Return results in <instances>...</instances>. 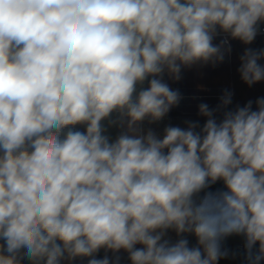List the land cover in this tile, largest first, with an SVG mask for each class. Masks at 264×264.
<instances>
[{"label":"clouds","instance_id":"clouds-1","mask_svg":"<svg viewBox=\"0 0 264 264\" xmlns=\"http://www.w3.org/2000/svg\"><path fill=\"white\" fill-rule=\"evenodd\" d=\"M261 23L264 0H0V264H119L101 249L131 264H218L232 235L261 264L264 97L219 122L201 103L202 128L139 127L182 98L165 72L222 62L231 48L214 37L251 44ZM262 58L240 57L249 86L264 80ZM231 102L226 89L218 108ZM114 112L125 130L110 141L102 122ZM217 181L226 191L194 199ZM168 229L198 246L170 243Z\"/></svg>","mask_w":264,"mask_h":264},{"label":"crops","instance_id":"crops-1","mask_svg":"<svg viewBox=\"0 0 264 264\" xmlns=\"http://www.w3.org/2000/svg\"><path fill=\"white\" fill-rule=\"evenodd\" d=\"M223 34V32H220L219 35L214 37L213 43L219 44L221 40H224ZM229 45L231 51H225L224 60L215 65L212 63L205 64L198 62L191 66H182L181 78L179 80L171 78L169 74L165 72L163 76L164 82H166L170 88L174 90L178 89L182 98L179 104L172 107L162 120L155 123H149L148 120H145L139 127L142 128L145 133L151 129L158 136L162 137L165 127L178 126L187 128L186 122L189 121L198 122L200 128H202L207 118L199 113V105L201 103H206L210 109H218L214 112V117L218 122L223 119V113L225 111L235 110V97L238 85H240L241 88L242 86H246V83L241 79L238 71L241 64L240 57L247 48L258 50L257 48L261 46L264 47V35H257L254 41L247 45L229 36V42L228 45H225V48ZM149 79H151V77H149ZM141 87H148L147 80L142 86H137V91H139ZM226 89L232 92V102L227 108H218L221 103V96ZM252 110L255 111L257 109ZM121 119L119 114L114 112L109 119L102 122L106 129L104 134L109 136L110 141H114L116 137L125 130V126L120 123ZM110 121H116L117 123L112 124ZM200 128H197V131H199ZM217 191H226L223 181L210 184L209 187L201 192L215 193ZM173 235L176 242L177 233L174 230ZM164 239H167V234ZM136 247H141V245H137ZM105 255L110 259H115L116 256H119V264H131L128 253L122 249L118 253H113L111 250L106 252L104 249H101L96 253V258H103ZM88 259H90V257H77L71 262L64 259L61 261V264H88ZM28 262L23 259L21 264H28ZM262 264H264V261H262Z\"/></svg>","mask_w":264,"mask_h":264},{"label":"rangeland","instance_id":"rangeland-1","mask_svg":"<svg viewBox=\"0 0 264 264\" xmlns=\"http://www.w3.org/2000/svg\"><path fill=\"white\" fill-rule=\"evenodd\" d=\"M258 50H264V47L257 48ZM262 66H264V58L258 61ZM264 97V80L257 82L251 86L246 84V86L238 85L237 94L235 97V106L243 107L245 104H247L248 101H252V109H257L256 100L258 98ZM76 130V129H74ZM167 239L171 243H175V238L173 235V230H166ZM225 242L229 243L232 247L236 248L237 250L244 249V237L241 235H232L228 237ZM0 243H3V241H0ZM26 262L28 260L25 258ZM27 264V263H26ZM30 264V262H28ZM220 264H235V257L233 254H227V256L224 257V260Z\"/></svg>","mask_w":264,"mask_h":264},{"label":"trees","instance_id":"trees-1","mask_svg":"<svg viewBox=\"0 0 264 264\" xmlns=\"http://www.w3.org/2000/svg\"><path fill=\"white\" fill-rule=\"evenodd\" d=\"M74 129L81 131V132H85L86 131V125H75L73 126ZM167 150L165 149V152ZM206 192H200L197 195L200 197V200L206 195ZM181 238H185L189 241V247H196L197 245V239L194 236V234H189V233H185V234H181L180 236L177 235V240L181 239ZM223 249L227 250V253L229 254H233L235 257V264H248L247 260L245 259V249L242 250H237L236 248L232 247L229 243L227 242H223L222 245ZM258 244L256 245V248L258 249ZM224 260V257H222L219 261L218 264L222 263ZM262 264V261H261Z\"/></svg>","mask_w":264,"mask_h":264},{"label":"built area","instance_id":"built-area-1","mask_svg":"<svg viewBox=\"0 0 264 264\" xmlns=\"http://www.w3.org/2000/svg\"><path fill=\"white\" fill-rule=\"evenodd\" d=\"M258 35H264V23H261L260 24V32L258 33ZM224 38L228 39V42H229V36H227L225 33L223 34ZM194 199L199 202L200 201V197L198 195H195L194 196Z\"/></svg>","mask_w":264,"mask_h":264}]
</instances>
